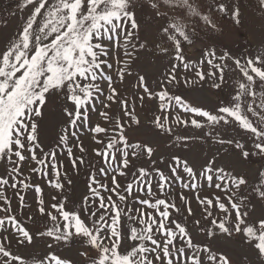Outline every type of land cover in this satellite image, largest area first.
I'll return each mask as SVG.
<instances>
[{"label": "snow or ice", "instance_id": "1", "mask_svg": "<svg viewBox=\"0 0 264 264\" xmlns=\"http://www.w3.org/2000/svg\"><path fill=\"white\" fill-rule=\"evenodd\" d=\"M259 3L264 7V0H259ZM29 8L30 14L26 18L21 17L20 28L0 48V161L6 164L5 172L0 174V212L4 213L0 216V234L11 233L19 246L31 245L33 234L14 214L12 201L6 193L9 188L16 190L14 195L19 198L20 207L25 201V197L20 195L21 186L23 189L34 187L38 197L41 193L39 185H30L18 179L24 174V162L30 159L36 165L48 169L49 184L61 191L64 188L58 154L45 151L41 141L45 132L42 126L43 109L47 106L49 96H63L66 104L70 102L72 105L71 108L62 107L67 127L63 134H58L57 147L62 145L66 148L72 167L78 169L85 160L83 156H75L73 149L67 145L71 137L78 136L79 129L89 125V114L95 111L96 99L105 97V87L108 94L107 103L100 100L103 107L108 109L113 102L120 104L123 106V116L128 117V123H139L134 114L128 111V101L119 98L115 78L109 71L113 64L105 57L111 55V42L123 35L125 48L131 46L133 52L145 48L147 43H140L136 39V32L128 28L130 24L133 30H138L135 0H19V12L23 13ZM214 10L221 14L228 11L224 3L217 4ZM139 11L150 12L157 20L163 21L159 31L172 43L174 59L178 62L172 65V71L165 77L166 82L161 83L160 90L155 93L147 85L146 78L138 76V86L143 88L148 98L159 101L160 115L153 118L155 128L170 134L173 129L171 126L166 127V123L173 119L185 127L189 124L197 129L209 127L211 130L205 133L206 137L220 135L216 132L218 126L238 128L250 139L251 149L247 143L235 137L219 139L217 142L234 145L245 160L250 156L264 159V55L248 58L243 64L241 60L234 59L242 78L234 86L229 103L221 104L214 111L193 106L181 95L170 93L169 89L179 83L176 73L181 65L186 71L192 70L183 47L185 44L193 45L198 39V25L194 21L214 29L210 15L201 12L195 0H143ZM239 16L240 9L236 7L231 12V18L238 23ZM156 47L162 54L167 55L169 52L168 47L159 44ZM125 55L129 60L133 59L131 52ZM206 55L209 57L207 63L214 70L207 74L195 70L198 81L185 79V84L211 78V87L219 89L224 82L223 69L220 64L213 63L217 59L214 51ZM228 56L225 52L219 60L224 61ZM216 69L220 71L218 77ZM125 74V68H118L115 76L122 82ZM140 99L142 101L144 96ZM173 107L182 113L191 114L192 118H173L170 111ZM100 115L112 123L107 111ZM69 129L72 131L69 132ZM108 131L99 124L90 128V132L95 134L92 137L95 143L103 145L101 149H93L94 154L107 166L101 167L99 173L107 175L108 167L117 165L111 176V188L95 175L90 176L87 186L89 195L83 197L84 207L81 211H69L62 202L52 203L48 210L45 201L38 198L37 211L40 216L51 221V226L45 222L44 230L37 231L36 235L47 238L49 249L79 240L84 248L80 256L85 261L89 259V252L96 250L97 255L91 264H232L226 253L214 250L210 243L194 240L186 224L172 218L173 213L180 214L182 208L167 199L165 188L170 186L171 180L184 179L182 169L189 178L183 184L184 188L196 190L198 181L204 179L210 186L214 184L220 192L214 196H197L203 206L201 218L194 221L198 232L210 241H231L234 235H238L241 242L264 261V217L251 221L248 219L251 201L256 198L264 201V169L258 170L257 181L249 184L244 175L217 167L215 160L208 161L197 172L186 160L173 157L175 164L169 165L170 176L156 169L159 176L157 184L164 198H155L153 201L134 194V185L138 187L142 184L145 195L153 196L150 170L138 169L126 187L117 178L127 175L130 158H139L145 153L151 157L153 149L147 144L128 141L123 117L115 119L112 131L116 135L105 144L100 134L107 137ZM77 147L81 153L86 151L82 143ZM29 171L45 174L37 167ZM53 175L54 181L51 178ZM67 183L71 185L72 181L69 179ZM100 189L109 195L105 197ZM52 199L56 200V197ZM130 199H134L139 207L129 206ZM179 199L183 202L185 196L181 193ZM217 209L219 215L214 217L213 213ZM186 211L188 216L194 215L190 204ZM82 213L87 215V220L82 218ZM27 219L35 223L34 216H28ZM4 241H8L9 245L11 243L8 236L0 235V264H27L22 256L5 247ZM128 241L133 243L122 252L120 249ZM33 264L71 262L50 251Z\"/></svg>", "mask_w": 264, "mask_h": 264}, {"label": "rangeland", "instance_id": "2", "mask_svg": "<svg viewBox=\"0 0 264 264\" xmlns=\"http://www.w3.org/2000/svg\"><path fill=\"white\" fill-rule=\"evenodd\" d=\"M18 3L19 0H0V48H3L6 42L20 28L21 17L26 18L30 14L31 8L26 9L23 13L19 12L17 9ZM195 3L199 6L201 12L210 15L215 28L209 29L202 22L194 21L198 25L196 31L198 39L193 45L189 46L185 44L183 47L185 58L190 63V69L192 70L186 71L181 65L176 73L179 83L171 87L169 91L172 94L181 95L185 101L193 106L214 111L221 104L229 103L231 96L234 94V86L242 78L240 69L236 67L234 59L241 60V64H243L248 58L264 55V7L260 5L259 0H195ZM219 3H224L228 11L223 14L215 11L214 9ZM142 4L143 0H135V7L137 8L135 18L138 30H133L130 24L128 28L129 31L136 32V39L140 43L147 42L146 47L133 52L131 46L125 48V41L123 35H121L119 38L113 39L111 42V55L110 57H105V59H109L113 64V68L109 71L115 78V86L118 89L119 98L128 101V111L134 114L139 123L129 124L128 117L123 116V106L120 104L113 102L110 108L105 109L103 107L100 100L103 99L107 103L106 95L108 93L105 87V97L96 99L95 111L89 114V125L79 129L77 137L69 139L67 147L73 149L75 156H83L85 160V163L79 165L77 169L72 167L66 148L62 145L57 147L58 134H63L64 129L67 127L65 122L67 118L62 115L61 110L64 106L71 108V103L67 102L66 104L63 96H49L47 106L43 109L42 126L45 128V132L41 136L42 145L45 151H55L58 154V163L62 165L59 168V172L61 177L64 178L62 180L64 188L61 191L52 187L49 184L48 169L36 165L30 159L26 160L24 162V174L18 179H22L30 185H39L41 188L39 197L34 187L23 189V186H21L19 190L20 195L25 197V201L23 207H20L19 198L14 195L16 190L9 188L6 194L12 201L11 207L14 210V214L24 222L28 230L33 234V243L31 245L19 246L11 233L3 232L0 234L8 236L11 241L10 245L8 241H4L5 247L9 248L14 254L22 256L27 264H33L34 261L42 259L50 251L60 258L70 261L71 264H91V260L97 255L96 250L92 249L89 252V259L85 261L80 256V252L84 248L79 240L68 245H56L52 249H49L47 247V243L49 242L47 238H41L36 235L37 231L44 230L45 222H47L49 227L51 226V221H47L46 217L40 216L37 211L38 198H42L45 201L46 209L52 203L62 202L69 211H81L84 207L83 197L89 195L87 186L90 182V176L95 175L98 180L102 181L109 188L112 187L111 176L117 165L113 164L112 167H108L107 175L99 173L101 167L107 166L102 163L101 158L97 157L93 151V149H101L103 147V145L95 143L92 139L95 134L90 132V128L96 124L109 130L107 137L104 134H100L106 144L109 138L116 135L112 131L115 119L123 117L125 135L128 141L142 145L147 144L153 149L151 157L145 153L139 158H130L131 164L126 170L127 175L117 177L119 183L126 187L127 183L131 182L136 176L138 169L144 168L150 170V175L153 178V196L145 195L142 184L138 187L134 185V194L153 201L155 198H164L160 194L157 184L159 176L156 174V169H159L164 175L170 176L169 165L175 164L173 157H180L182 160H186L197 172L208 161L215 160L217 167H223L236 175H244L248 179L249 184H254L257 181L258 170L264 169V159L258 156H250L245 160L240 156L239 150L235 149L234 145H222L217 142L219 139L226 140L235 137L241 142L247 143L248 148L251 149L250 139L238 128L218 126L216 132L220 135L211 137L205 136V133L211 130L209 127L205 126L203 129H197L191 126V124L185 127L184 125L177 124L175 119L166 123V127L171 126L173 129L170 134H165L155 128L153 118L156 115H160L159 101L155 98H148L143 92V88L138 86V76H144L147 85L155 93L160 90L161 83L166 82L165 77L172 71V65L178 62L174 59L172 43L167 41L159 31L163 21L157 20L150 12H140L139 7ZM236 7L240 9L238 23L231 18V12ZM157 44L168 47V54H162L156 47ZM213 51L217 57L213 63L220 64L223 69L224 82L222 86L219 89L212 88L211 78L203 82L185 84V79L188 81H198V78L195 76V70L203 71L205 74L214 70L207 63L209 57L206 55L207 52ZM126 52L132 53V60H129L128 56L125 55ZM225 52L229 56L224 61L219 60V57ZM118 68H125L126 74L122 82L115 76ZM128 72L131 74H127ZM216 72L218 77L220 75L219 69H216ZM142 95L144 99L141 101L140 97ZM104 111L110 114L112 123L105 121L100 115ZM170 111L173 118L177 116L189 120L192 118L191 114L182 113L181 110L175 107ZM167 114L165 113V115ZM37 119L40 120L41 118ZM70 131L72 129H69ZM185 137L188 139L185 140ZM81 143L86 149L84 153H81L79 147H77ZM5 167V162L0 161V174L5 172ZM32 167L42 169L45 174L42 175L41 171L36 173L30 172L29 169ZM181 174L184 176L182 181L171 180L170 186H166L165 188L167 199L170 202H175L178 207L182 208V212L180 214L173 213L172 218L186 224L194 240L203 244L210 243L214 250L226 253L231 259L232 264H264V261L260 260L252 249L241 242L238 235H234L231 241H210L203 233L198 232L194 227V221L201 218L203 206L200 205L197 196H214L219 195L220 192L215 189L214 184L210 186L204 179L198 181L196 190L184 188L183 184L187 183L189 178L187 174L182 172V169ZM51 178L53 181L55 180L54 175ZM69 179L72 181L71 185L67 183ZM100 191L105 197L109 195L103 189H100ZM247 191L248 189L246 188L245 192ZM181 193L185 196L183 202L179 199ZM53 197H56V200H53ZM128 203L129 206L135 205L139 207L134 199H130ZM189 204L194 213L193 216H188L187 214L186 207ZM249 208L251 209L248 217L250 221L264 217V201H260L258 198L253 199ZM92 210L95 211V209ZM3 215L4 213L0 212V216ZM217 215H219L218 209L213 213L214 217ZM28 216H34L35 223L28 220ZM82 218L87 220V215L82 213ZM132 243V241H128L120 250L123 252Z\"/></svg>", "mask_w": 264, "mask_h": 264}]
</instances>
